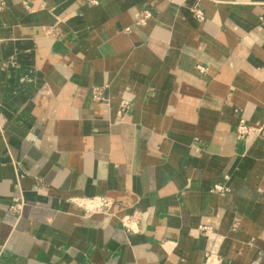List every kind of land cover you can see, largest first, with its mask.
<instances>
[{
	"label": "crops",
	"instance_id": "0c3cea01",
	"mask_svg": "<svg viewBox=\"0 0 264 264\" xmlns=\"http://www.w3.org/2000/svg\"><path fill=\"white\" fill-rule=\"evenodd\" d=\"M0 4V264H264V0Z\"/></svg>",
	"mask_w": 264,
	"mask_h": 264
},
{
	"label": "built area",
	"instance_id": "2783aa9c",
	"mask_svg": "<svg viewBox=\"0 0 264 264\" xmlns=\"http://www.w3.org/2000/svg\"><path fill=\"white\" fill-rule=\"evenodd\" d=\"M90 6H97L100 0H85ZM2 9V4H0V10ZM195 16L202 19V14L199 11H195ZM150 17L149 14L145 13L140 23H144L146 19ZM98 99V97H96ZM125 103L121 104V107H125ZM235 132L238 140H243L250 136H254L264 140V129L261 127H249L243 119H239L237 125L235 126ZM218 191L224 190L222 187L215 188ZM84 211L85 217H91L93 215H105L111 216L112 210L114 208V202L108 197H94L88 199H79L75 202ZM23 207V200L18 198L15 200L14 204L9 208L12 214L19 215ZM120 224L127 234H136L139 228V220L136 215H126L120 218ZM203 230H205L203 228ZM1 251V250H0Z\"/></svg>",
	"mask_w": 264,
	"mask_h": 264
},
{
	"label": "rangeland",
	"instance_id": "374dc122",
	"mask_svg": "<svg viewBox=\"0 0 264 264\" xmlns=\"http://www.w3.org/2000/svg\"><path fill=\"white\" fill-rule=\"evenodd\" d=\"M247 124V123H246ZM248 125V124H247ZM249 127H257V126H250V125H248ZM234 134H235V137H236V139H237V135H236V132H235V130H234ZM250 137H254V136H250ZM249 138V137H248ZM255 138H257V137H255ZM244 139H247V138H244ZM243 139V140H244ZM260 139V138H259ZM238 140V139H237ZM263 140V139H262Z\"/></svg>",
	"mask_w": 264,
	"mask_h": 264
}]
</instances>
